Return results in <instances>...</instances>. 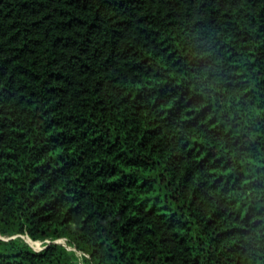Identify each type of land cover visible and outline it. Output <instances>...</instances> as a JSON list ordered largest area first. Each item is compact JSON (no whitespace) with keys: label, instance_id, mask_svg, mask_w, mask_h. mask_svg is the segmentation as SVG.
<instances>
[{"label":"trees","instance_id":"obj_1","mask_svg":"<svg viewBox=\"0 0 264 264\" xmlns=\"http://www.w3.org/2000/svg\"><path fill=\"white\" fill-rule=\"evenodd\" d=\"M0 264H264V0H0Z\"/></svg>","mask_w":264,"mask_h":264},{"label":"rangeland","instance_id":"obj_2","mask_svg":"<svg viewBox=\"0 0 264 264\" xmlns=\"http://www.w3.org/2000/svg\"><path fill=\"white\" fill-rule=\"evenodd\" d=\"M25 239L34 249L38 250V249H41L43 247V242H41V241L33 242L27 237Z\"/></svg>","mask_w":264,"mask_h":264}]
</instances>
